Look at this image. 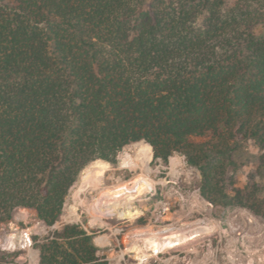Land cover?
<instances>
[{"label": "trees", "instance_id": "16d2710c", "mask_svg": "<svg viewBox=\"0 0 264 264\" xmlns=\"http://www.w3.org/2000/svg\"><path fill=\"white\" fill-rule=\"evenodd\" d=\"M140 140L264 219V0H0V223L54 225L90 162ZM35 245L40 264H111L80 222Z\"/></svg>", "mask_w": 264, "mask_h": 264}, {"label": "rangeland", "instance_id": "374dc122", "mask_svg": "<svg viewBox=\"0 0 264 264\" xmlns=\"http://www.w3.org/2000/svg\"><path fill=\"white\" fill-rule=\"evenodd\" d=\"M139 143L147 144L140 140L126 145L116 162H90L101 164L104 170L94 173L91 180L84 177L88 165L82 170L54 225L39 219L33 208H16L11 220L0 223V249L11 253L4 264H40L35 243L74 222L94 230L99 243L109 227L116 226L114 239L99 251L111 264H264V219L247 208L214 205L202 195L198 207L185 205L176 214L179 223L156 221L152 210L153 203L163 200L158 181L165 176L164 163L161 159L148 162L151 156L144 158L137 152ZM255 153L258 149L249 147L240 159L246 162V172L257 166ZM187 164L183 176L191 180V187L196 183L200 188V170ZM257 179L264 185V173ZM136 182L137 194H119L118 186ZM139 208L144 211L141 215ZM25 234L30 235L31 245L24 240ZM168 238L179 243L167 245Z\"/></svg>", "mask_w": 264, "mask_h": 264}, {"label": "crops", "instance_id": "0c3cea01", "mask_svg": "<svg viewBox=\"0 0 264 264\" xmlns=\"http://www.w3.org/2000/svg\"><path fill=\"white\" fill-rule=\"evenodd\" d=\"M152 159L153 148L152 157L148 162H151ZM163 166L165 168V176L161 177L158 181L160 184L158 188L161 190V193H163V200L153 203L155 208L152 210V216L156 221L162 223L168 222V225H173L180 221V216H177L176 214L178 213L180 215L181 208H184L185 205H192L194 208L198 207V205L202 203L201 200H204V197L200 192L198 184L194 183L195 185L191 187V180L186 179L185 176H183L186 171L185 167L188 166L183 154L178 152L174 153L170 157L169 163L166 165L163 164ZM138 201H140V199H138ZM176 206L179 208H175ZM138 211L139 215L144 213L142 208H139ZM103 217H106L105 213ZM115 235L116 226L109 227V231L106 232V237L101 238L100 243L96 239L95 242L99 247H103L110 243Z\"/></svg>", "mask_w": 264, "mask_h": 264}, {"label": "bare ground", "instance_id": "6f19581e", "mask_svg": "<svg viewBox=\"0 0 264 264\" xmlns=\"http://www.w3.org/2000/svg\"><path fill=\"white\" fill-rule=\"evenodd\" d=\"M137 152H138V154L142 155L144 158H148L149 156H151V152H150V149L148 147V144H145V143L144 144L139 143V145L137 147ZM94 163H97V162H94ZM102 170H104V168L102 167L101 164L88 165L87 168L85 169L86 173H85L84 177L86 180H91L94 173H96L98 171H102ZM143 188H146V187L143 186ZM176 243H178V242L175 241L174 239H171V238H168V240L165 242V244L171 245V246L175 245Z\"/></svg>", "mask_w": 264, "mask_h": 264}, {"label": "built area", "instance_id": "2783aa9c", "mask_svg": "<svg viewBox=\"0 0 264 264\" xmlns=\"http://www.w3.org/2000/svg\"><path fill=\"white\" fill-rule=\"evenodd\" d=\"M160 160V159H159ZM139 183H133L132 185L121 184L118 186L117 190L120 191L119 194H126V195H135L139 192ZM147 192L151 191V187H148ZM24 240L27 241L29 245H31V238L29 234H25Z\"/></svg>", "mask_w": 264, "mask_h": 264}]
</instances>
